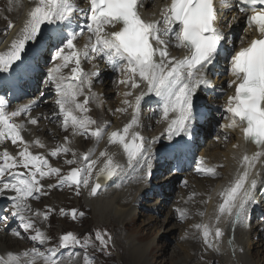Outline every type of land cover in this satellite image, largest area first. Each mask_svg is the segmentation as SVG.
I'll return each instance as SVG.
<instances>
[{
	"label": "snow or ice",
	"instance_id": "obj_1",
	"mask_svg": "<svg viewBox=\"0 0 264 264\" xmlns=\"http://www.w3.org/2000/svg\"><path fill=\"white\" fill-rule=\"evenodd\" d=\"M147 2L83 0L81 7L78 0H31L32 6L25 12L8 48L0 52V74L26 70L30 45H46L52 61L46 83L56 95V110L51 118L59 117L61 129H70L72 137H91L98 144L107 131L108 122H98L88 113L91 111L89 105L99 98L92 90L93 81L99 76L95 61H104L120 74L118 82L129 89L122 93L123 107L115 111L125 113L131 109V118L122 129L107 132V143L121 147L127 168L132 169L141 160L148 159L151 145L161 138L173 141L192 135L197 119L195 97L201 89L214 87L209 77L223 57L230 77L227 85L232 92L227 95L222 109L228 123L220 127L239 129L245 144L251 143L256 151L242 153L235 176L218 193L221 202L210 222L192 225L206 247L218 250L224 232L217 225L224 217L233 225L243 222L254 198L258 178L264 176V0H167L158 15L153 13L150 18H145L141 9ZM12 3L13 0H8L9 12ZM241 21L246 26L245 36L238 37L241 46L237 49L233 26ZM14 26L9 20L7 29ZM248 34L251 38H246ZM81 37L85 39L82 46L78 44ZM171 48L183 50V55H172ZM84 61L92 65L91 70L84 69ZM141 86L143 90L134 94ZM216 91L223 94V87ZM43 95L41 92L40 96ZM149 96L157 98V107L152 112L159 115L158 122H165L166 127L162 136L154 137L146 145L144 137L135 129L141 126L142 101ZM38 100L18 104L8 111V101L0 96V144L11 141L13 145L22 146L15 155L7 149L0 151V197L11 202V215L18 219L19 229L34 233L27 237L34 244L32 248L0 254V264H75V259L81 255L83 264H93L94 258L89 256L88 249L95 245L87 235L81 239L73 232H67L53 247L44 251L36 247V244L45 245L50 238L35 227L32 217L47 220L52 210H33L29 200L38 199L37 194H46L41 181L51 176L58 179L56 184H48V189L75 187L79 195L83 186L90 188L89 195L95 196L101 185L90 184L93 175L97 179H111L123 172L124 166L115 162L113 154L106 149L100 151L97 159H92L94 148L78 156L69 147L68 136L64 137L63 144H57L48 153L53 158L71 153L73 158L65 163L77 164V167H72L66 174H61L60 168L52 167L44 155L33 154L30 146L44 148V143L35 139L30 145L22 133L26 124L38 123V118L30 115ZM25 114H28L26 123L18 122L17 118ZM237 147L239 145H233V148ZM101 157L104 161L97 169ZM258 162L261 169H257L253 177ZM21 168L25 171H18ZM94 169L97 170L94 172ZM195 171L218 176L216 166L206 165L204 157L196 159ZM8 193L10 195H6ZM195 195L191 194L189 200ZM175 211L181 221L188 216L185 209ZM60 214L70 215L73 220L84 215L76 209L69 213L61 209ZM198 215L203 217L204 213L201 211ZM6 220V216H0V221ZM12 234L21 237L17 229H13ZM95 240L100 245L97 250L104 251L111 237L97 231ZM228 243L232 245L233 241ZM77 248L82 253L77 252Z\"/></svg>",
	"mask_w": 264,
	"mask_h": 264
},
{
	"label": "bare ground",
	"instance_id": "obj_2",
	"mask_svg": "<svg viewBox=\"0 0 264 264\" xmlns=\"http://www.w3.org/2000/svg\"><path fill=\"white\" fill-rule=\"evenodd\" d=\"M78 1L80 6L83 7V0ZM162 4H164L163 1L147 2L145 7L141 9V12L145 14L146 18H150L153 13L158 15L159 7ZM31 6V0H13L12 11L9 12L8 0H0V52L8 48L10 41L21 26L25 12ZM9 20L15 25L10 30L7 29ZM245 27L242 21L239 24H234L233 30L236 34L235 47H237L236 41L239 40L238 37L245 36ZM225 30L227 31V29ZM84 42V37H81L78 44L82 46ZM170 51L174 56L183 55V50L181 49L171 48ZM95 64L97 65L96 70L99 72V76L94 79L93 84L95 81H98V83H101L102 88H94V85H92V90L98 94L99 98L98 100L92 101L89 105L91 111L88 115L98 122H108L107 131L98 144L91 137H72L70 129L64 131L61 129L60 122L57 123L59 117L51 118L53 111L56 110L54 104L56 95H51V88H47L48 97L38 102L31 110L30 115L38 118V123L36 125L26 124L22 134L30 145L35 139H39L44 143V148L31 145L30 151H32L33 154L44 155L52 167L61 169V174L67 173L72 167H77V164L68 165L65 163V160L73 158L71 153L67 155L60 154L55 158L48 154L57 144L64 143L65 136L70 138L71 143L69 147L71 146V148L77 152L78 156L81 153L87 152L90 148H94L92 159H97L100 151L106 149L110 154H113L115 162L124 166V171L111 179L101 180L102 177H100L98 182L101 188L98 190L97 195L92 196L88 200V206L84 204L83 197L86 194H84L81 188L79 195L76 194L75 187H68V189L65 190L58 189L53 192L52 189L47 188V185L56 184L57 177L51 176L44 178L41 183L45 186L44 191L46 194H37L39 198L30 199L29 204L33 210H39L40 212H45L49 208L52 210L46 220V227H44L45 223L41 222L42 218L32 217L35 227L39 228L46 235L48 233L50 239L45 245L36 244L35 246L41 251H44L49 247L57 245L59 243L58 238L60 234L68 229L69 222L68 215H61L60 210L64 209L66 213H69V210H78L85 206V221L88 220L89 213H91L92 217L97 218L100 216L101 218L99 219L104 220L108 218L118 223V226L116 225L113 227L110 221H105L104 225L107 228L100 223L97 225L103 228L107 234L116 230L115 232L118 233L119 243L118 251L123 250L125 256L127 254L129 257V264L158 263L156 262V258L161 253L157 255L152 254L149 259L151 260L150 262L146 259L147 252L152 253L156 241L151 240L148 243H144L143 241L149 239L153 232L159 228H162V233H168L166 234L167 239H173L175 242L169 245L166 242L161 244L163 253L166 252L169 257H171L167 264H264L263 234L260 229L257 228L258 224L252 225L249 223V217L252 213L254 215H260L261 212V221L264 222V176L258 178L257 188L254 190L253 194L254 198L248 205L243 222L233 225L228 221L227 217H224L217 225L224 232L218 245V250L206 247L200 238V234L192 228L194 224L210 222V218H213L215 215L216 206L221 202L218 193L235 176L238 168V160L242 153L246 151L248 154H251L256 151L255 146L250 143L245 144L239 129H222L220 127V125L228 123L224 118L226 113H223L222 109L227 95L232 92V89H229L226 84L230 77L226 71L227 63L223 57L219 59L217 67L209 77L214 87L211 89H201L195 97L197 104V119L194 121L192 135L177 137L174 138L173 141L161 138L158 142L151 145L148 159L141 160V162L136 164L132 169L127 168V160L121 147L119 145H108L107 143V132L122 129L131 118V109H128L125 113H118L115 111L118 107H123L121 104V100L124 98L122 93L129 89L118 82L121 78L120 74L114 72L104 61L97 60ZM83 67L87 71L91 70L92 65L84 61ZM64 71L67 72L68 70L65 69ZM224 73H227V76ZM32 75L34 77L41 76L40 71H35ZM37 81L40 83V78H38ZM221 86L223 87V94L216 91V89ZM140 90H143V86H141V89L134 90V94L138 93ZM114 94H118V97L114 98ZM206 95L214 97V100L217 102L218 114H215L219 116L217 125V120H215L214 117L208 116L210 111L208 105L211 104L212 101L210 98H206ZM133 98L134 97H129L128 99ZM80 99L82 100L83 98L81 97ZM30 100H28V102ZM156 100L157 98L155 96H149L142 101L140 116L141 126L135 130L141 133L145 142H151L154 137L162 136L164 128L166 127L165 122H158L160 119L159 115H154L152 112V109L157 107ZM6 101L9 102V99ZM28 102L20 101L15 105L9 103L7 110L11 111L18 104H26ZM98 104L100 105L99 107L97 106ZM144 115L146 121L143 120ZM27 116L28 114L18 117L17 121H24L26 123ZM205 119L207 125H205ZM147 123L148 126H151L149 131H147L146 128L148 127L146 125ZM199 123H201L200 126ZM199 127L205 129L209 127V129H207L208 133L206 130L199 132ZM210 127H213V133ZM208 134L213 137L215 145L212 151L208 150L211 148L207 149L205 164L208 166H216V171L219 175L217 177L206 175L209 176V179H198L197 172L195 171V162L189 174L181 173L178 175V178L175 176H166L165 180L161 182L164 184H161V187L157 186V190L162 196L159 194L157 199H153V203H146L145 201L151 199L150 197L153 193H159L156 191L154 183L149 180L151 173L152 175L161 173L162 170L160 169V165L167 164L170 156L175 150H178L179 154H184V152L191 153L193 147L204 143V139ZM195 139H197L198 143L194 142ZM207 143L206 141L205 146H207ZM220 144H222L224 148H222ZM234 144L239 145V147L233 148ZM205 146H200L199 155H202ZM19 147L22 146L13 145L11 141H5L3 144H0V151L7 149L11 154L15 155L19 151ZM103 161L104 158H99L97 169L102 166ZM97 169H94V172ZM257 169H261V164L259 162L256 165V169L253 170V177ZM175 174L176 173H172V175ZM96 179L97 178L93 176L90 184ZM184 181H186V185H188L187 194L186 192L184 193V191L173 193V182L181 183ZM193 193L197 195L189 200V196ZM6 195H10V193ZM71 195L77 196V198L82 199L83 202L81 201L77 207H74L71 204ZM46 200L49 202L44 203ZM204 201H207V203H204ZM10 204L11 202L8 199L0 197V210H3L0 211V216L7 217L6 221H0V254H5L9 251L20 252L34 246L33 242L27 239L29 235L34 233L31 230L28 233H24L22 229H19L18 219L11 215ZM4 207L5 209H3ZM145 208L152 212L147 222L151 221L153 224L149 229L147 228L146 231L143 232V220L138 224H136V222L134 223V220L140 215L144 216L142 210L148 211ZM177 208L187 210L191 218L183 224L177 221L175 212ZM201 211L204 212L203 217L198 215ZM28 215L31 216V213ZM56 216H60V226L58 227L54 223ZM160 216H164L163 219H161ZM251 216L253 217V215ZM76 226L77 229L74 233H81L82 221H78ZM13 229L19 230L21 232V237L14 236L12 234ZM177 229L180 231L175 237L173 234ZM130 232H136L137 235L135 237H130L128 235ZM229 240L233 241L232 245H229ZM108 248L112 251L110 254L116 255L114 254V248H111L110 245H108ZM118 251H116V253H118ZM65 255H67V252H65ZM106 260L104 264H108ZM79 261V257L76 258L75 264H83L79 263ZM93 264H95L94 260Z\"/></svg>",
	"mask_w": 264,
	"mask_h": 264
},
{
	"label": "rangeland",
	"instance_id": "obj_3",
	"mask_svg": "<svg viewBox=\"0 0 264 264\" xmlns=\"http://www.w3.org/2000/svg\"><path fill=\"white\" fill-rule=\"evenodd\" d=\"M99 67V66H98ZM94 88H102L101 87V83H98V81H95L94 82ZM114 96V98H116V97H118V94H114L113 95ZM143 120L144 121H146V119H145V115L143 116ZM60 122V118L58 119V121H57V123H59ZM147 128V127H146ZM149 129L147 128V131H148ZM148 142H146V144H147ZM71 147V146H70ZM18 171H25V170H23V169H18ZM63 174H66V173H63ZM200 177H202V179H207V177L205 176V175H203V176H200ZM58 179V178H57ZM159 176L157 175L156 177H155V179H154V185H157V183H159ZM57 181V180H56ZM82 189H87V188H84L83 186L81 187ZM65 190V189H68V186H64V187H55V188H52V190H53V192H55L56 190ZM187 189H188V187H185L184 188V193L187 191ZM73 193H75V192H73ZM186 194H187V192H186ZM91 198V195H89V192H87L86 191V195L83 197V201H84V204H85V206H88V200ZM151 199H148L147 201H145L146 203H153V199H155V197L153 196V195H151V197H150ZM82 201V199H78L77 198V196H75V195H71V204L74 206V207H77L79 204H80V202ZM82 201V202H83ZM41 202V201H40ZM49 201L48 200H46L44 203H48ZM206 203H207V201H206ZM85 206H84V208H82V209H78L77 210V212L79 213V212H86V208H85ZM88 208V207H87ZM147 208H149V207H147ZM147 208H145L146 210H148ZM89 209V208H88ZM143 211V213H144V216H142V215H140V216H138V217H136V220H134V223L136 222V224H138V223H140L142 220H143V222H144V224H143V232L144 231H146V229L148 228H150L151 226H152V224H153V222H151V221H148L147 222V219H148V217H149V215L150 214H152V212H150L149 210L148 211H145V210H142ZM68 212V211H67ZM69 212H70V210H69ZM150 212V213H149ZM204 213V212H203ZM262 213H260V215H261ZM157 215V214H156ZM91 216V217H90ZM204 216V215H203ZM163 217L164 216H160V218L161 219H163ZM98 219L99 218H101L100 216L99 217H97ZM96 217H92V215H91V213H89V217H88V220L87 221H85V214L82 216V217H80V216H77V219H75V220H73L72 218H71V216L70 215H68V220H69V222H68V229L64 232V233H62V234H60V236L61 235H63V234H65V233H67V232H73L74 233V231L77 229V226H76V224H77V222L78 221H82V226H81V233H79V234H76L78 237H80L81 239H83L86 235L87 236H89L90 238H91V240H92V243L95 245V247H89V249H88V254H89V256L90 257H93L94 259V262H95V264H104V262H105V260H106V263H108V264H117V263H119V264H129V257L127 256V254H126V256H125V253H123V250H120V251H118V248H119V243H118V233L117 232H115L116 230H114V231H111L110 233H108V236H110L111 237V242L108 244V245H110V247L111 248H114V254H116V255H112V254H110L112 251L108 248V246H107V248H106V250H104V251H98L97 249H99L100 248V245H99V242L98 241H96L95 240V233L97 232V231H99V232H101V233H105V230H103V228H101V227H99L97 224L98 223H100V224H102L105 228H107L105 225H104V222L105 221H110V224L111 225H113V227H115L116 225L118 226V223L117 222H114V221H112L111 219L109 220L108 218H105L104 220L103 219H97ZM138 218V219H137ZM191 217L188 215L187 216V218L186 219H184L183 221H181V220H179L178 218H177V215H176V219H177V221H180V222H182V224L185 222V221H187L188 219H190ZM102 221V222H101ZM261 221V218H259V217H255V216H253L251 219H250V224H256V223H258V222H260ZM41 222H43V223H45V225H44V227H46V224H47V221L46 220H43V219H41ZM151 222V223H150ZM54 223H55V225L58 227V226H60V216H56V218H55V221H54ZM158 224H159V222H158ZM140 225V224H139ZM116 229V228H115ZM179 229H177V231H175L174 232V236L176 237L177 235H178V233H179ZM163 232V230H162V228H159V229H157V230H155L154 232H153V234L151 235V237L149 238V239H146V240H144L143 242L144 243H148L149 241H151V240H155L156 241V243H155V245H154V247H153V249H152V253H149V252H147V260L150 262L151 260H149L150 259V257H151V255L152 254H155V255H157V254H159V253H161V254H159L158 256H157V258H156V262H158V263H152V264H167L168 263V261H169V259L171 258V257H169V255L165 252V253H163V248H162V246H161V244H164L165 242L169 245V244H174L175 242H174V240L173 239H167V237H166V234H168V233H162ZM113 233V234H112ZM75 234V233H74ZM128 235L130 236V237H135L136 235H137V233L136 232H130V234L128 233ZM172 235V234H171ZM47 236H48V233H47ZM59 236V237H60ZM264 237V236H263ZM178 238V237H177ZM105 239H107V236L105 237ZM58 240H59V238H58ZM177 241V240H176ZM116 243V244H115ZM76 251L77 252H81L82 253V250L81 249H79V248H77L76 249ZM116 251H118V253H116ZM255 254H258L257 252H254ZM118 257V258H117ZM164 258V259H163ZM79 263H83L82 262V256H80L79 257ZM149 264H151V263H149Z\"/></svg>",
	"mask_w": 264,
	"mask_h": 264
}]
</instances>
